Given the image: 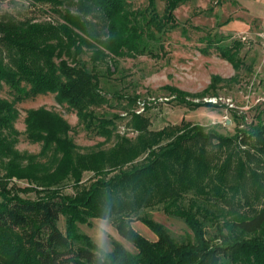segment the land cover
Segmentation results:
<instances>
[{"label":"trees","instance_id":"obj_1","mask_svg":"<svg viewBox=\"0 0 264 264\" xmlns=\"http://www.w3.org/2000/svg\"><path fill=\"white\" fill-rule=\"evenodd\" d=\"M185 1L164 0L159 14L156 0L144 9H132L128 0H73L75 11L61 13L57 22L0 19V45L10 57L5 63L0 55V88L6 84L13 94V100L0 95V264H264V207L252 205L264 197L261 120L235 135L247 146L240 150L236 137L185 119L152 129L146 114L131 110L133 138L117 134L109 148L81 153L69 136L70 123L41 106L27 110L24 133L41 142L40 154L52 150L55 164L45 167L37 155L26 158L14 148L15 102L44 93L73 109L87 132L108 139L117 116L95 111L108 102L97 66L107 65L111 75L117 58L157 56L159 38L175 26L174 11ZM240 43L218 45L235 70L242 65ZM86 50L90 69L81 57ZM234 81L235 75H215L203 92ZM85 172L92 174L87 185ZM14 179L27 184L19 187ZM67 184L73 193L64 192ZM153 208L180 219L190 234L174 238L149 214ZM91 219L109 220L133 250L115 239L103 250L80 228ZM133 221L155 239L135 230Z\"/></svg>","mask_w":264,"mask_h":264},{"label":"rangeland","instance_id":"obj_2","mask_svg":"<svg viewBox=\"0 0 264 264\" xmlns=\"http://www.w3.org/2000/svg\"><path fill=\"white\" fill-rule=\"evenodd\" d=\"M146 5L147 0H128L132 9H144ZM74 9L73 0H61L60 4L0 0V19L57 22L61 20V13ZM156 10L159 14L163 13L164 0H156ZM174 14L176 24L159 38L157 56L144 54L117 58L116 71L111 75L106 74L107 65L97 66L103 74L101 87L108 102L95 107V111L107 117L117 116L113 134L108 139L87 132L73 109L59 103L54 93H44L15 102L18 115L13 125L19 135L14 148L24 153L26 158L37 155L36 161L45 167L52 168L55 164L56 154L52 150L40 154L41 142L29 141L24 133L27 110L41 106L57 112L70 123L72 129L69 136L81 153L109 148L116 141L117 134L133 138L136 132L129 123L131 110L146 114L152 129L178 124L185 119L201 125L204 130H216L236 137L240 150L247 148L241 143L240 136L235 135L254 127L259 120L264 122V0H186L175 9ZM97 26H101L100 21ZM234 40L241 42L237 47V55L242 60L238 70L221 56L218 46L232 45ZM0 55L5 63H10L9 54L1 45ZM88 55L89 50H86L81 57L90 69L92 64ZM215 75L226 79L235 75L237 81L220 82L214 92L205 94L204 88ZM166 87L177 88L185 94L177 96ZM0 95L13 100L6 84H2ZM134 97V102L129 99ZM192 103L201 105L196 107ZM91 178L92 174L85 172L82 184L87 185ZM14 183L19 187L27 184L24 180H15ZM64 192L71 194L74 188L67 184ZM20 195L33 196L23 192ZM263 198L252 205L257 209L264 207ZM247 207L244 205L242 209ZM148 212L174 238L185 239L190 234L180 219L167 216L156 208ZM58 225L63 229V217H60ZM132 226L146 238L155 239V235L139 221H133ZM80 228L105 251L111 250V239L133 250L132 245L117 234L109 220L91 219L88 224H81ZM208 231L211 233L212 229Z\"/></svg>","mask_w":264,"mask_h":264}]
</instances>
